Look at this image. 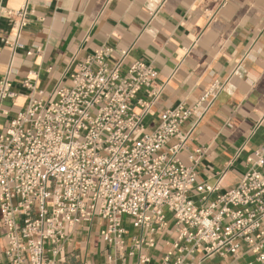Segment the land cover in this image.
Here are the masks:
<instances>
[{
	"label": "built area",
	"instance_id": "obj_1",
	"mask_svg": "<svg viewBox=\"0 0 264 264\" xmlns=\"http://www.w3.org/2000/svg\"><path fill=\"white\" fill-rule=\"evenodd\" d=\"M0 14L16 30L4 43L21 47L25 7L6 9L0 1ZM112 53L106 45L95 49L70 74V86L58 88L50 101L31 98L0 131V264H56L67 228L92 216L106 221L100 236L120 257L123 217L146 229L131 239L127 256L138 251L135 264L149 262L140 251L155 246L150 236L168 227L169 218L175 238L160 264H200L214 256L264 264V144L249 157L251 167L239 183L207 203L216 187L198 182L193 166L178 158L187 139L180 126L191 116L200 119L203 102L221 85L215 81L193 106L164 110L157 127L145 131L134 107L146 110L149 103L136 95L156 71L135 61L122 75L127 51L119 50L108 65ZM24 85L30 87L28 80ZM14 96L10 82L0 81V106ZM173 137L176 143L165 148Z\"/></svg>",
	"mask_w": 264,
	"mask_h": 264
},
{
	"label": "crops",
	"instance_id": "obj_2",
	"mask_svg": "<svg viewBox=\"0 0 264 264\" xmlns=\"http://www.w3.org/2000/svg\"><path fill=\"white\" fill-rule=\"evenodd\" d=\"M0 1L6 9L25 7L27 22L19 31L22 46L13 49L4 43L16 32L12 19L0 14V81H9L15 93L1 102L0 131L31 98L50 101L58 88L70 86V74L106 45L113 48L108 65L117 60L119 50L127 51L122 75L135 61L156 71L150 86L136 95L149 103L146 110L134 107L145 131L157 127L164 110L193 106L215 81L221 85L203 102V116H191L180 126L187 139L178 158L193 166L198 182L216 187L206 194L207 203L235 187L251 167L249 157L264 144V0ZM176 141L170 138L165 148ZM191 197L196 205L202 204L199 196ZM122 224L124 257L100 236L106 221L92 216L67 228L56 264L137 263L138 251L127 256L131 239L147 231L133 227L128 217ZM4 234L0 220L2 247ZM150 237L155 246H144L140 254L150 257L146 264H160L175 238L171 219L168 227ZM243 261L245 257L214 256L200 264Z\"/></svg>",
	"mask_w": 264,
	"mask_h": 264
},
{
	"label": "rangeland",
	"instance_id": "obj_3",
	"mask_svg": "<svg viewBox=\"0 0 264 264\" xmlns=\"http://www.w3.org/2000/svg\"><path fill=\"white\" fill-rule=\"evenodd\" d=\"M124 218H126V217H124ZM126 221V220H125ZM250 259H252L251 257H247V260H250Z\"/></svg>",
	"mask_w": 264,
	"mask_h": 264
}]
</instances>
